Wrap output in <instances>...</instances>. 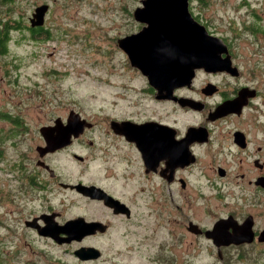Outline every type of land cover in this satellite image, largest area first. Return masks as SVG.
I'll use <instances>...</instances> for the list:
<instances>
[{"label":"flooded vegetation","instance_id":"flooded-vegetation-1","mask_svg":"<svg viewBox=\"0 0 264 264\" xmlns=\"http://www.w3.org/2000/svg\"><path fill=\"white\" fill-rule=\"evenodd\" d=\"M205 27L212 42L209 67H196L192 73H187L188 77L166 78L172 83H160V92L137 69H130L141 79L142 87L132 94L128 91L133 90L125 88V94L121 92L114 97L115 106L119 105L118 101L126 100L128 94L137 97L133 105L135 111L128 117L115 116L98 125L84 118L81 112L69 110L67 118H59L62 123L59 126H24L20 142L30 140L32 151L29 150L28 156L16 158V167L10 169L14 180L39 183L41 189L35 188L32 192L35 199L43 192L75 194L85 202L98 204L112 217L127 221L149 209L147 206L152 202V208L167 209L162 213L167 215L164 221L177 229L181 240H188L189 244L206 242L216 249L217 256L218 250L213 241L207 239L206 232L230 218V223L240 225L251 217L253 242L221 247L220 260L228 249L264 245L257 241L264 229L257 227L255 214L237 216L221 211L228 198L241 200L255 209L263 202L264 71L258 55L256 58L254 52L245 55L249 51L242 50L243 44H238V41L243 42L240 28L229 25L227 30L221 31L228 32V36L218 34L215 24ZM244 27L241 33L247 32L253 40H258L256 33H264L254 24ZM166 79L164 77L163 81ZM71 113L85 121L81 133L71 137L67 147L40 157L39 148L45 146L40 130L71 129L66 124ZM61 154L69 156V168L62 169L53 161L54 156ZM76 186L95 188L100 196L109 197L123 207L110 208L103 199H92L78 192ZM213 209H219V214L213 216ZM115 210L123 214H115ZM43 214H55L54 220L59 225L77 218L86 223H99L101 227L94 234L66 245L95 248L100 252L99 259L102 258V249L88 242L107 235L112 226L100 220L97 213H83L63 220L62 213L46 207L32 219ZM149 219L150 215H146L138 222L145 225ZM134 225L144 228L142 224ZM101 229L104 231L100 232ZM227 231L232 233V228ZM175 261V258L165 260L166 264Z\"/></svg>","mask_w":264,"mask_h":264},{"label":"rangeland","instance_id":"rangeland-1","mask_svg":"<svg viewBox=\"0 0 264 264\" xmlns=\"http://www.w3.org/2000/svg\"><path fill=\"white\" fill-rule=\"evenodd\" d=\"M188 2L191 13L207 28L215 24L218 34L229 36L228 32H221L229 25L240 28L243 42L238 41V44H243L242 50L249 51L245 55L251 52L255 53V58L258 55L264 71V33H256L258 40L251 39L247 32L241 33L244 25L253 24L264 31V0ZM42 5H47L48 11L39 28L48 30L52 40L35 42L30 37L29 18L34 9ZM140 6V0H13L10 16L17 24L8 34L5 53L0 54V115H11L17 120L0 119V132H5L4 144L8 145L3 157L0 156V258L3 264H166V259L174 258V264H260L264 260V245L228 249L220 260L212 245L181 240L177 229L164 221L167 215L162 213L166 208H152V202L147 208L153 210L138 212L136 218L127 221L112 217L98 204L85 202L75 194L43 192L39 193L43 197L39 195L33 201L19 202L18 207L12 200L13 189L18 185L10 172V162L26 147L22 145L15 151L10 145L19 141L24 126L54 124L58 118H67L69 110L81 112L84 118L97 124L115 116L128 117L135 111L133 105L137 97L129 94L126 100L118 101V106L114 105L115 94H125V88L133 90L128 91L132 94L142 87L141 79L130 70L132 67L116 41L142 30L141 24L133 18L134 10ZM7 19L4 8H0V25ZM10 131L12 134L7 136ZM23 142L29 145L31 141ZM68 158L61 154L54 156L53 161L62 169L69 168ZM262 197L263 202L256 209L236 198L225 199L221 211L237 216L255 214L257 227L263 230L264 194ZM46 207L62 213L63 220L83 213H97L100 220L109 222L112 229L107 235L88 242L102 249V258L79 261L73 254L78 245L59 246L24 227V217L35 212L31 219ZM213 211V216L219 214V209ZM146 215H150V219L145 225L138 222ZM134 224H142L144 228Z\"/></svg>","mask_w":264,"mask_h":264},{"label":"water","instance_id":"water-1","mask_svg":"<svg viewBox=\"0 0 264 264\" xmlns=\"http://www.w3.org/2000/svg\"><path fill=\"white\" fill-rule=\"evenodd\" d=\"M140 4L141 6L134 10L133 18L144 25L142 30L119 39L117 45L126 55L130 66L148 78L152 87L160 92L164 77H188L187 73H192L196 67H209L208 64L212 60L211 37L206 27L196 21L190 13L188 0H142ZM47 11V5L37 6L29 18L30 28L42 27ZM84 123L85 121L77 114L71 113L66 123L71 129H55L56 127L41 129L40 134L45 146L39 148L42 150L39 156L43 157L67 147L71 137H77L81 133V126ZM61 124L59 118L54 121L55 126ZM75 188L86 196L90 195L92 199H103L110 208L123 207L109 197L100 196L95 188L83 186ZM115 213H118L117 210ZM54 219L55 214H43L26 221L24 225L34 230L39 237L49 238L59 246L80 241L85 236L94 234L101 227L99 223H86L81 218L63 225L57 224ZM231 220L232 218L222 221L216 224L212 231L206 232L207 239H211L218 250V258L221 256L219 252L221 247L253 242L252 218H246L240 225L235 222L230 223ZM229 228H232V233L227 231ZM257 241L264 242V230L259 234ZM73 254L79 261L97 260L100 257V252L95 248L82 247Z\"/></svg>","mask_w":264,"mask_h":264},{"label":"trees","instance_id":"trees-1","mask_svg":"<svg viewBox=\"0 0 264 264\" xmlns=\"http://www.w3.org/2000/svg\"><path fill=\"white\" fill-rule=\"evenodd\" d=\"M12 5H13V0H0V8H4V14L6 15V17L9 18L3 23L2 26L0 25V54L5 53L6 41L8 40V34L10 31L15 29V27H16L15 25L17 24V21L14 20V18H12L10 16L11 15L10 6H12ZM47 31H44L41 28H34V29L31 28L29 30L30 37H31V39L33 38L32 41H35V42H45L46 39H47V41H51L52 39L50 38V33H48ZM0 119H3V120L8 121V122H12V121L16 122L17 121L16 119L12 118L11 115H8V116L0 115ZM3 133H5V132H0V156L1 157H3L2 153L4 151H7V146H8L7 143L4 144L5 137H4ZM9 134H12V132L11 131L8 132L7 136ZM18 140L19 141L17 143H12L10 145V147L14 148L15 151H19V147L23 145L26 147V149H21L19 151L20 152L19 156H16V158L28 156L29 155L28 151L29 150L32 151V149L29 147V145H24L23 141L20 142V139H18ZM16 165H17V163L15 162V160H12L10 162L11 167H16ZM16 185H18V186H16V188L13 189L14 194H12L11 197H12L13 201L15 200L14 202H15L17 207L19 206V202L26 203V202L33 201L36 197L32 193L33 190L35 188H38V190L41 189L40 184L36 183L34 180H28V182L27 181H25V182L19 181ZM34 214H35V212H30V215H28L27 217H24L23 219H25V220L24 221L22 220L23 225L26 221L32 220V218L31 219H29V218L31 215H34ZM26 219H29V220H26ZM24 227H25V225H24ZM26 229H29V228H26ZM0 264H3L1 258H0ZM260 264H264V260Z\"/></svg>","mask_w":264,"mask_h":264},{"label":"bare ground","instance_id":"bare-ground-1","mask_svg":"<svg viewBox=\"0 0 264 264\" xmlns=\"http://www.w3.org/2000/svg\"><path fill=\"white\" fill-rule=\"evenodd\" d=\"M166 78H170V77H165V79ZM170 82L172 83V80H170V79H166L163 81L164 84H169Z\"/></svg>","mask_w":264,"mask_h":264}]
</instances>
